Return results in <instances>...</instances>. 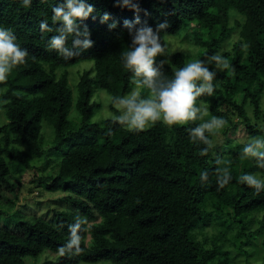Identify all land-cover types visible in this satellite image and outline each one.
Listing matches in <instances>:
<instances>
[{"label":"trees","instance_id":"1","mask_svg":"<svg viewBox=\"0 0 264 264\" xmlns=\"http://www.w3.org/2000/svg\"><path fill=\"white\" fill-rule=\"evenodd\" d=\"M62 2L32 0L25 8L21 0H0V27L11 29L16 43L29 53L26 62L0 83L6 119L0 125V199H6L3 191L17 199L20 176L32 169L34 161L53 155L55 172L30 183L65 194L59 201L69 206L49 218L18 220L12 227L11 221L3 222L0 211V264H24L25 258H37L46 251L58 254L77 215L88 221L82 226L87 231L80 232L83 251L59 256L57 264H229L228 253L217 240H211L209 248L206 238L199 240L197 230L207 226L214 213L227 216L222 227L228 230L235 225L237 238L250 236L243 219L264 210V190L257 193L240 183L239 177L264 175V169L251 162L238 175L234 162L224 164L231 180L219 188L216 169L222 166L216 161L223 160L222 154L213 146L201 156L206 145L190 137V129L203 121L173 126L158 121L144 130L129 131L114 119L93 123L96 105L91 97L98 89L113 99L123 97L135 86L133 73L123 61L132 43L126 20L134 23L139 17L141 25L147 23L154 30L167 23L160 32L161 42L167 44V38L184 33L197 48V59L216 72L212 95L197 98L196 106L203 102L208 117L223 118L227 127L236 117L250 138L263 137L264 0H133L139 11L117 6V0H86L95 11L77 22L88 27L93 46L67 61L48 47L57 33L40 29L42 20L53 27L52 8ZM104 13L110 15L106 23L101 22ZM112 23L116 27L110 29ZM59 26L60 22L55 25ZM233 35L231 51L220 53ZM215 53L227 58L228 69L221 71L207 63ZM188 59L183 51L167 46L154 66L165 61L162 71L172 79ZM82 61H91L93 66L72 89L67 73L58 76L57 71ZM72 110L75 121L70 119ZM42 121L54 131L48 152L39 133ZM205 171L208 180L202 182L200 174ZM22 224L34 241L23 237Z\"/></svg>","mask_w":264,"mask_h":264},{"label":"clouds","instance_id":"2","mask_svg":"<svg viewBox=\"0 0 264 264\" xmlns=\"http://www.w3.org/2000/svg\"><path fill=\"white\" fill-rule=\"evenodd\" d=\"M31 2L32 0H21L25 8L30 7ZM117 6L139 11L138 4L133 0H117ZM94 11L93 6L86 0H63L62 3L54 6L51 17L53 27L49 26L47 20L40 22L42 32L57 33L49 39V49L56 50L65 61L90 49L93 46V41L90 39L91 32L86 25L82 26V23L77 21L87 20ZM109 19L108 13L101 16L102 23L108 22ZM58 22L60 26L55 27ZM136 25H141L139 17L134 23L127 20L124 22L132 37V43L130 50L123 54L125 68L133 73L134 78L131 83L135 88L128 95L114 98L113 104L120 111V115L116 116L113 122L126 126L129 131H141L149 123L154 124L160 120L168 126H173L199 119L203 122L190 129V137L193 142L199 141L206 145L200 151L201 156H206L213 147L209 135L214 136L227 123L223 118L215 116L205 120L209 115L208 109L203 105L196 106L198 97L204 94L212 95L214 91L212 82L216 72L211 71L205 65V61L196 60L175 71L173 78L168 79L162 71L165 61H161L159 67L154 66L156 57L162 55L167 48V44L161 42L160 32L165 30L168 24H159L155 30L147 23L139 28ZM115 27V23L109 25L110 29ZM247 47V44L242 45V50L246 51ZM28 55L27 49L21 48L16 43V36L12 30L0 27V83L6 82L11 70L24 64ZM207 63H214L221 71L230 67L227 58L220 53L208 57ZM144 88L149 93L146 98L141 95V90ZM242 158H255L258 167L264 169V139L254 137L245 144ZM216 163L219 165L222 161L217 159ZM200 175L202 182L208 180L207 171ZM216 178L219 188H224L231 180L229 169L217 167ZM239 181L255 189L257 193L264 190V180L258 178L256 174H242ZM87 223V219L79 215L75 217V223L69 225L70 236L67 243L58 249L60 256L82 253L80 232L87 231V228L82 227Z\"/></svg>","mask_w":264,"mask_h":264},{"label":"rangeland","instance_id":"3","mask_svg":"<svg viewBox=\"0 0 264 264\" xmlns=\"http://www.w3.org/2000/svg\"><path fill=\"white\" fill-rule=\"evenodd\" d=\"M236 36L233 35L231 39L227 40L223 45L221 52L231 51L232 45ZM168 49L171 51H183L190 59L187 63L195 62L197 59V48L185 37V34H178L166 39ZM93 66L91 61H82L68 68H61L57 71L59 76L63 71L68 75L69 86L74 89L78 82L79 76ZM135 86L133 87V89ZM3 90L0 89V93ZM148 90L146 88L141 90L143 98L148 96ZM199 98V97H198ZM113 97L104 90H95L91 97V102L96 105L91 121L93 123H99L106 119H114L120 115V111L113 104ZM264 100V99H263ZM241 99H238V103ZM206 105L200 102V106ZM247 112L251 119L252 113L248 105ZM75 111L70 112V119L75 121ZM211 119L208 116L205 120ZM234 124L232 126H224L222 129L212 136L213 146L218 149L222 154L223 160L221 163L222 168L226 167L230 162H234L237 174L242 173V169L245 164L256 162L255 158H242V149L245 144L249 143L250 138L244 127L240 125V121L235 117L233 119ZM158 122V121H157ZM159 122H163L160 120ZM6 123V119L3 114L2 103L0 102V125ZM152 123H149L145 127L148 128ZM126 127V126H124ZM226 127V128H225ZM264 130V126H263ZM40 137L42 138L44 149L46 152L52 147V140L54 138L53 127L46 121H42ZM264 139V136L261 137ZM225 156V157H224ZM54 156L48 155L47 158L40 161H34L32 163V169L23 173L20 176V194L15 199L9 193L3 191L6 199H0V211L4 213L2 215L3 222L11 221L10 225L13 226L18 220L21 222H30L35 217L49 218L54 211H65L69 206L65 203H61L59 198L65 194L60 192H49L41 188H38L30 183L32 179L41 175L53 174V161ZM256 174L258 178L264 180L263 174ZM31 190V192H30ZM8 199L13 203L10 205ZM5 202V203H4ZM9 217V219H7ZM244 221L248 222L246 225V233H250V236L244 238H237V227L230 225L228 230L222 227V222H227L226 215H215L214 213L208 220V224L205 227H201L197 230L199 240L206 238L208 241V247L211 240H217L216 243L222 248L223 251L228 253L229 264H264V210L254 211L247 216ZM22 230H24L23 237L28 241H34L29 238L26 227L22 224ZM89 237L87 238L88 241ZM59 254L51 252H43L37 258H25L24 264H57L59 260ZM92 264H111L109 262H97Z\"/></svg>","mask_w":264,"mask_h":264}]
</instances>
